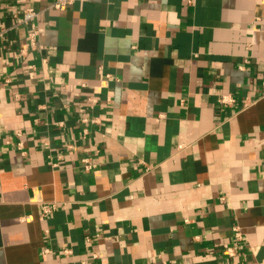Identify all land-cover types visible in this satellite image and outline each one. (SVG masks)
I'll return each instance as SVG.
<instances>
[{
	"label": "crops",
	"instance_id": "crops-1",
	"mask_svg": "<svg viewBox=\"0 0 264 264\" xmlns=\"http://www.w3.org/2000/svg\"><path fill=\"white\" fill-rule=\"evenodd\" d=\"M52 1L0 0V264H264V0Z\"/></svg>",
	"mask_w": 264,
	"mask_h": 264
},
{
	"label": "built area",
	"instance_id": "built-area-1",
	"mask_svg": "<svg viewBox=\"0 0 264 264\" xmlns=\"http://www.w3.org/2000/svg\"><path fill=\"white\" fill-rule=\"evenodd\" d=\"M75 1H78V0H53L50 4H48L47 8L61 11L67 8L69 5H71ZM37 17H38V11L34 9L33 7H25L19 13L13 14L14 27L24 26L27 29L26 41H27L28 48L30 50L40 49V45L38 42L39 29L36 24ZM24 51L25 50H22L21 53H23ZM233 102H234V98L231 97L230 95H222L219 99V103L221 104H232ZM82 168L85 172H89L90 170L95 168V165L92 164L89 159H83ZM45 211L47 212L48 210L45 209ZM233 231H234L235 243L240 242L241 240L240 232L238 231L236 227H234ZM225 254H226V257L228 258V264H240L234 260V257L236 255V250L234 247L232 246L227 247L225 249ZM82 264H91V263L84 262Z\"/></svg>",
	"mask_w": 264,
	"mask_h": 264
}]
</instances>
